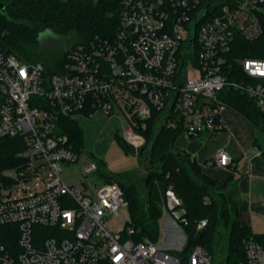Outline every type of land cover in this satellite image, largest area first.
Listing matches in <instances>:
<instances>
[{"label":"built area","instance_id":"2783aa9c","mask_svg":"<svg viewBox=\"0 0 264 264\" xmlns=\"http://www.w3.org/2000/svg\"><path fill=\"white\" fill-rule=\"evenodd\" d=\"M263 10L264 0H120L113 37L77 42L60 72L0 49V139L18 137L20 144L14 164L0 172V225L7 226L0 264H210L200 243L175 254L147 237L131 239L129 228L112 230L109 218L128 206L123 190L103 180L86 192L62 179L61 162L81 153L63 120L95 110L123 113V140L137 155L145 138L135 127H144L152 108L182 132L216 133L227 129L219 91L229 86L264 114V57L234 53L238 36L260 35ZM212 163L232 161L220 147ZM79 170L87 176L97 163L85 161ZM42 174L40 187H19ZM179 205L166 188L164 209L180 224ZM205 225L199 220L196 230ZM243 248L237 264H264V247L252 234Z\"/></svg>","mask_w":264,"mask_h":264},{"label":"trees","instance_id":"16d2710c","mask_svg":"<svg viewBox=\"0 0 264 264\" xmlns=\"http://www.w3.org/2000/svg\"><path fill=\"white\" fill-rule=\"evenodd\" d=\"M0 49L13 52L25 61H39L36 56L42 31L53 33H75L78 40L64 51L42 52L44 60H53L54 64L43 65L48 71L60 72L66 52L77 42H87L94 37H113L119 20L120 0H95L90 5L82 0H0ZM261 24L260 35L249 41L238 36L235 39L234 53L239 57H264V10L258 14ZM41 62V61H40ZM219 97L226 106L249 120L264 132V114L255 106L252 99L239 90L225 86L219 91ZM161 112L152 108L151 115L145 120L144 127L137 125L145 142L136 155L143 161L147 171L146 186L148 194L140 197L130 186H124L114 175L105 171L97 161V172L103 180H115L123 190L128 202L129 220L123 229H131L127 234L133 240L144 237L157 241L159 235L160 206L152 199L151 189L155 181H160L166 189L170 185L180 200L179 209L185 218L180 224L186 232L185 251L195 245L191 239L196 235V225L206 219L202 229L200 245L208 253L212 245L218 249L221 225L227 229L223 244L224 257L216 264H237L244 257L243 239L252 234L264 247V232L253 233L249 226L242 225L238 218V202H228L227 188L234 185L230 179L220 181L201 171L199 163L187 151L175 145L177 136L182 132L180 126H167L160 121ZM63 129L69 136L74 148L81 152V129L76 120H63ZM124 150L131 147L119 138ZM18 137L0 139V172L14 164L15 151L19 149ZM7 226L0 225V242L6 243ZM126 234V233H125Z\"/></svg>","mask_w":264,"mask_h":264},{"label":"rangeland","instance_id":"374dc122","mask_svg":"<svg viewBox=\"0 0 264 264\" xmlns=\"http://www.w3.org/2000/svg\"><path fill=\"white\" fill-rule=\"evenodd\" d=\"M82 1L90 5L95 2V0ZM39 40V47L36 51L34 50V52H36L35 58L46 66H52L54 61H45L42 52L44 51L49 54L56 50L59 51V49L64 51L78 40V35L75 33H70L68 35L57 34L46 29L41 32ZM226 108L228 109L229 107ZM223 110H225V108ZM75 120L78 127L81 129L82 146L80 147V158L73 163L61 162L62 169L60 176L62 179L69 185L86 192H92V188H98L102 184L103 178H101L97 171L83 176L79 169L85 161L93 160L97 163L96 160H98L102 163L105 171L114 175L124 186H130L140 197H146L149 190L146 186L147 171L144 169L143 161L137 158L133 149L128 151L124 150L115 136V134H117L119 138H123L125 128L128 126L125 115L123 113L107 114L103 111L95 110L91 115L79 113L75 115ZM42 176L44 175L42 174L37 180L26 184H19V187H40ZM168 187L171 186L168 185ZM164 191L165 188L163 184L160 181H155L151 189V197L162 209L159 222L162 220L164 213H166L163 206ZM232 194L231 192V194L228 195L229 204L234 202ZM127 207L120 208L116 215L109 218L108 223L112 230L123 229L128 222L129 213ZM180 211L182 212L183 210L180 209ZM167 214L170 216L169 212H167ZM175 225V230L167 232V234L159 228L157 241L163 249L175 254H180L184 252L187 243L186 232L178 222L175 221ZM251 227L254 233L264 232L263 217L258 214H253L251 216ZM219 230L221 232L218 242L219 250H215L212 245L209 250V255L211 256L210 264H216L225 255L222 247L226 240L227 229L221 225Z\"/></svg>","mask_w":264,"mask_h":264},{"label":"crops","instance_id":"0c3cea01","mask_svg":"<svg viewBox=\"0 0 264 264\" xmlns=\"http://www.w3.org/2000/svg\"><path fill=\"white\" fill-rule=\"evenodd\" d=\"M222 116L227 125L226 130L194 136L181 132L175 145L191 154L199 163L201 171L209 177L234 182L227 192H232L238 202L240 223L252 230L251 216L258 214L263 217L264 213V132L231 108H225ZM220 147H224L231 157L229 166L212 163ZM175 226L171 216L164 213L160 221L164 233L175 230Z\"/></svg>","mask_w":264,"mask_h":264},{"label":"water","instance_id":"95a60500","mask_svg":"<svg viewBox=\"0 0 264 264\" xmlns=\"http://www.w3.org/2000/svg\"><path fill=\"white\" fill-rule=\"evenodd\" d=\"M4 5L2 2H0V8H2ZM189 136H194V133H189ZM202 229H199L196 233V235L191 239L193 243L199 244L201 239Z\"/></svg>","mask_w":264,"mask_h":264}]
</instances>
